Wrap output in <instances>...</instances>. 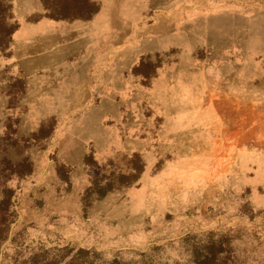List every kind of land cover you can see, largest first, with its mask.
<instances>
[{"label":"rangeland","instance_id":"obj_1","mask_svg":"<svg viewBox=\"0 0 264 264\" xmlns=\"http://www.w3.org/2000/svg\"><path fill=\"white\" fill-rule=\"evenodd\" d=\"M216 52L246 96L208 91ZM254 82L264 0H0V264H197L228 239L264 264Z\"/></svg>","mask_w":264,"mask_h":264},{"label":"crops","instance_id":"obj_2","mask_svg":"<svg viewBox=\"0 0 264 264\" xmlns=\"http://www.w3.org/2000/svg\"><path fill=\"white\" fill-rule=\"evenodd\" d=\"M83 65H85L87 68H90L92 70L95 69V64L94 62L92 63L91 61L89 62H83ZM241 64H235L234 68L230 70V66L228 62L226 61V57L224 53L222 52H216V55L214 56L213 54V59L211 62V66L207 68V75H206V87L208 88V91L212 92V94L218 95L222 94L225 96H229L230 94L233 96H246V86L251 84V78L245 76L246 74L241 75V70H240ZM235 74L233 77H230V75ZM96 73H87L84 76V81L86 84L83 85H77L76 87L78 88H86L87 90L92 91L93 89L96 88H103L106 90H110L111 92L113 91V94H117L118 91H122L127 89V86L129 83L127 82V79L125 78H118L117 74H109L106 75L107 78H98ZM125 80V81H124ZM231 81L234 83L231 84ZM248 81V82H247ZM125 82V83H124ZM256 85L255 82L253 83L252 86ZM251 86V87H252ZM255 91L252 93L253 95L256 93L258 96H264V87L260 86L259 88H256L254 86ZM258 91V92H257Z\"/></svg>","mask_w":264,"mask_h":264},{"label":"trees","instance_id":"obj_3","mask_svg":"<svg viewBox=\"0 0 264 264\" xmlns=\"http://www.w3.org/2000/svg\"><path fill=\"white\" fill-rule=\"evenodd\" d=\"M89 17V16H87ZM231 240L228 239L226 242V246L228 248L223 247L222 243L212 242L206 252L204 254H199L196 258L197 264H230L232 260V250H231ZM82 252L85 254H90V250L82 249ZM67 264H74L73 261ZM87 264H95V262H88Z\"/></svg>","mask_w":264,"mask_h":264}]
</instances>
